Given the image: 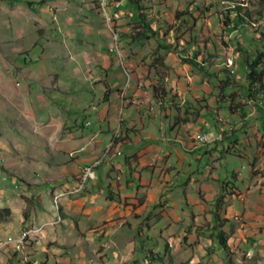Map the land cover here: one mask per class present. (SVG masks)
<instances>
[{"label":"crops","instance_id":"0c3cea01","mask_svg":"<svg viewBox=\"0 0 264 264\" xmlns=\"http://www.w3.org/2000/svg\"><path fill=\"white\" fill-rule=\"evenodd\" d=\"M49 1L65 7L48 11L44 7L38 9L45 0H39V4L37 0H0V165L9 166V176L15 183L34 184L29 194L40 192L44 196L43 187L50 196L54 191L51 203L56 204L61 192L73 190L82 166L103 155L102 163L111 159L115 162L106 165L102 178H97L96 171L89 193L84 196L94 210L104 209L103 218L114 217L122 224L131 211L142 210L144 216L151 209L160 211L152 224L163 240L173 244L184 240L185 225L192 226L189 240L194 239V229L202 224H211V233L215 212L218 220L223 219L218 225L227 236L230 255L251 256L257 252L253 242L262 241L264 245L260 234L264 229V107L255 106L250 111L255 118L258 113L263 116L257 117L256 122L239 121L227 138L213 143L201 144L197 138L199 144L191 141L192 129L188 128L184 135L171 136L168 132L167 136L161 127L163 109H149L145 82L137 70L130 68L134 59L126 61L130 72L127 82L119 56L110 51L114 50V36L110 28L101 25L99 10L91 7L90 0H77L84 4L80 9L71 8V0ZM51 16L63 21H52ZM76 18H83L85 25H75ZM78 29L79 34L74 36ZM97 84L101 88L98 91ZM120 118L121 134L103 151ZM205 126L207 129L209 125ZM231 146L239 148L244 158H248L247 153L256 152L249 163L254 166H250L249 177L245 178V191L235 181H225L238 193L228 196L229 200L236 197L242 203V214H246L248 222L245 226L235 225L234 214L226 213L229 200L217 207L212 203L223 180L218 179V172L209 162L222 152L229 153ZM120 151L122 155L115 157ZM184 153L193 156L192 160L205 158L204 167H211L209 172L197 171L198 178L192 179L197 168L192 169L191 162L184 168L175 167L184 163ZM133 154L138 157L133 159ZM185 170L188 179L184 178ZM169 172H173V177ZM233 174V179H241L239 173ZM55 177L52 182L58 184L56 189L49 181ZM20 183L17 188L22 190ZM190 183L199 186L197 198L189 199L185 193L179 202L171 196L172 186ZM111 191L119 192L122 199L117 193V197H106L105 194L114 195ZM247 192H257V199H249ZM108 229L106 235L110 233ZM246 229L256 235L252 242L247 240ZM232 238L236 243H231ZM213 242L218 251L221 247L214 239ZM137 246L140 249L141 243ZM133 247L126 250L131 252ZM188 247L185 248L190 253ZM258 252L264 255V249Z\"/></svg>","mask_w":264,"mask_h":264},{"label":"rangeland","instance_id":"374dc122","mask_svg":"<svg viewBox=\"0 0 264 264\" xmlns=\"http://www.w3.org/2000/svg\"><path fill=\"white\" fill-rule=\"evenodd\" d=\"M76 1L71 0L69 4L71 8L80 9L84 4ZM140 1L151 20L150 25L160 32V43L158 44L151 38L142 43L129 42V37L123 34L137 29L139 23L132 15L128 1L122 0L121 8L124 14L119 20L118 28L121 32V38H119L121 50L126 59L120 60L126 78H130L126 61L134 59L135 62H132L130 68L137 70L145 82L143 88L149 93V109L151 110L152 106L163 109L160 111L164 113L161 122L164 134L168 136V132H171V136L184 135L188 132L186 129L188 128L192 129L193 134L190 140L197 142L196 135L199 132L215 129L218 115H222L227 122L230 121L233 129L239 121L243 123L252 121L253 123L256 122L257 117L264 116L258 113L255 118L254 114L250 113L255 105L251 101L244 100L240 81H237L240 79L241 69L236 62L238 55L236 44L240 43L249 47L252 42H259L261 39V34L264 32V0ZM90 3H92V8L98 9L97 2L90 0ZM54 4V1L45 0V3L39 5L38 9L44 7L51 11L65 7L63 4L59 6ZM233 4L243 6L247 13L244 16L245 22L237 24L234 28L231 23ZM177 11L187 12V14L177 17L175 14ZM76 19L74 20L75 25H80V23L85 25L82 24L85 22L83 18ZM101 19V25L109 29L107 23L103 18ZM56 20L63 21V18L52 17V21ZM40 30L43 29L40 28ZM79 31V29L76 30L77 33L73 35L77 36ZM75 39L78 38L75 37ZM110 51L113 52L111 48ZM189 59L196 60L204 67L198 68ZM220 68L232 71L235 76L234 81L226 82L219 79L222 75L218 73ZM213 70L217 72L213 73ZM101 83L103 84V81ZM99 86L96 85V91L101 89ZM231 101L243 104L245 113L241 108L230 113L227 106ZM232 116L233 119H230ZM205 125H209L207 129ZM253 126H256L255 123ZM260 128H262L261 125ZM231 131L227 132L222 139L227 138ZM238 149L236 146H231L230 154L222 152L220 157L209 163L212 169L218 172V179L235 181L240 190L245 191V178L249 177L250 166H254L253 163L251 165L249 163L252 162L256 152L254 150V152L247 153L248 158H244ZM240 154L241 156H238ZM11 155H14V151ZM121 155L122 151L115 157ZM132 156L133 159L138 157L134 154ZM192 157L184 153V163L176 164L175 167L184 168V166L187 167V163L191 162L192 169L197 168L192 173V179L198 178L197 171L209 172L211 167H204L205 158L192 160ZM103 159L104 157L102 162ZM106 165L111 164L104 162L95 169V174L96 171L98 172L97 178H102V171ZM147 167L152 166L147 165ZM165 171L168 170L165 169ZM187 171L185 170V179H188ZM234 172L239 173L241 179H233ZM7 173L8 176H6ZM169 173L173 177V172ZM11 177L9 166L0 165V209H8L0 215V264H264V255L258 252L264 249V245H261L262 241L253 242L258 249L253 255L245 254L234 257L227 252V249L223 250L218 247L220 249L217 251L210 233L211 224L207 223L194 229L197 239L194 237L193 240H189L192 226L185 225L183 227L184 240L170 244L162 239L157 227L152 224L160 211L155 212L151 209L145 216L142 210L131 211L128 219L119 224L117 218H103V208L94 210L92 202L91 206L86 204L84 196L89 193L90 184L82 191L65 190L61 192L58 199L54 196V199H57L54 204L51 203L54 191H51L50 196L48 190L43 187L44 196L40 192L29 194L34 184L18 182L23 185V189L20 190L17 188L18 183H15ZM56 178H51L49 181H56ZM54 183L52 182L56 189L58 184ZM117 183L119 181L116 179L115 184ZM59 185L63 189L64 187L69 188L65 184ZM116 193L120 198L123 196L119 192ZM116 193H113V196L105 195L113 198L117 197ZM185 193L189 199L197 198L199 186L193 183L187 186H172L171 196L176 201H182L179 197ZM247 196L254 201L257 199V192H247ZM228 200L229 196L225 193L214 194L212 203L216 204L221 201V206ZM229 203L231 205L226 213L234 214L235 225L245 226L248 222L246 214H242V203L236 197L230 199L228 205ZM52 206H54L53 210ZM225 214H222V217ZM259 217L261 220V216ZM226 225L225 230L229 232L230 226ZM108 228H110V233L106 235ZM23 230L29 231L21 241L22 243L9 241L18 237ZM251 231V229L245 230L247 240L252 242L256 235ZM260 234L264 239V229ZM140 243L141 247L137 249V244ZM231 243H236V240L232 238ZM130 246H134L131 252L126 250V248L129 250ZM185 247L190 248V253Z\"/></svg>","mask_w":264,"mask_h":264},{"label":"trees","instance_id":"16d2710c","mask_svg":"<svg viewBox=\"0 0 264 264\" xmlns=\"http://www.w3.org/2000/svg\"><path fill=\"white\" fill-rule=\"evenodd\" d=\"M96 2V0H94ZM128 6L131 8L132 15L138 20L139 27L137 29H132L128 33L123 34L127 37H129V42L131 43H142L147 39H153L158 44L160 43V32L156 27H152L150 25L151 20L147 16V12L143 9L141 1L140 0H127ZM120 11L121 16L114 21L113 27L118 31V36L121 38V32L119 31L118 24L119 20H121L124 12L120 5ZM233 11L232 16V25L233 28L237 24L244 23V16L247 15V13L244 11L246 10L243 6H240L239 4H233V8L231 9ZM245 12V13H244ZM177 17H181L183 15H186L187 12H181L177 11L175 12ZM261 39L259 42H252L251 45L248 47L243 44H236V49L238 51V55L236 58V62L238 65H240L241 69V76L240 79L237 81H240L241 91H243L245 96V101L252 102L255 106L262 105L264 107V32L261 34ZM120 41V39H119ZM161 46H163L161 44ZM192 64L198 66V68H203V64H200L194 59H189ZM217 70H213V73H216ZM218 73H222L219 79L225 80L226 82H233L234 81V74H232V71L226 69V68H220ZM236 81V80H235ZM105 86H107L105 84ZM233 100V99H232ZM228 111L232 113L233 111L240 109L244 112L243 104L240 105L237 103H234L231 101L230 104H228ZM263 115H264V111ZM235 174H233L234 176ZM231 189V192H230ZM222 193H225L226 195H238L237 191L235 190V187H230L229 184L225 181H222L220 184V192L218 195H221ZM221 201H218V203L214 204L215 207H217L220 204ZM8 211V209H0V215L2 213H5ZM218 216L214 212V225L211 229V235L213 236V239L216 241V243L222 248L227 249V236L224 234V231L219 227L218 222L223 221L221 218L218 220Z\"/></svg>","mask_w":264,"mask_h":264},{"label":"built area","instance_id":"2783aa9c","mask_svg":"<svg viewBox=\"0 0 264 264\" xmlns=\"http://www.w3.org/2000/svg\"><path fill=\"white\" fill-rule=\"evenodd\" d=\"M102 2H110L113 6V13H106L103 11V14H101L102 18H104V21L108 25V21H115L121 16V11H120V5L122 3V0H102ZM118 33V31H117ZM116 40L117 38H113V44L112 47L114 50L117 51L116 47ZM118 52V51H117ZM120 57V56H119ZM121 59V58H120ZM127 82L129 78H126ZM233 129V126L230 124V121L227 122L222 115H218L216 118V125L215 129L211 130H203L199 132L198 134H205V142L203 143H213L218 140H221L223 136L227 133L230 132ZM118 134H121V118L118 119V123L112 133L111 138L109 141L104 145L103 151L106 149V147L111 144L114 139L117 137ZM198 134L196 135V138L198 139ZM121 153V151H120ZM119 153V154H120ZM118 154V155H119ZM115 162L114 159H111L108 163L113 165ZM101 164H99V155L94 157L90 162L84 164L83 167V181H77L79 182L81 187H87L90 181L95 178V169ZM25 238V235H22V231L18 237H15V239H10L9 241H14L15 243H21L23 239Z\"/></svg>","mask_w":264,"mask_h":264},{"label":"bare ground","instance_id":"6f19581e","mask_svg":"<svg viewBox=\"0 0 264 264\" xmlns=\"http://www.w3.org/2000/svg\"><path fill=\"white\" fill-rule=\"evenodd\" d=\"M96 2H97L98 9L100 11V14H103V11L106 13H113V6L110 2H102V0H96ZM103 20H104V18H103ZM113 23H114V21H108V26L111 29L114 38H117L116 47H117L118 52L116 50H113V51H115L116 54L118 56H120V58L122 59L123 58V51L121 50V46H120V42H119V36H118L117 30L113 27ZM197 140L201 143L205 142V134H198ZM103 157H104L103 155L99 157V164L102 162ZM78 181H83V167L80 170ZM84 188L85 187H81L79 182H77L72 191H81ZM28 231L29 230H23L22 235L26 236L28 234Z\"/></svg>","mask_w":264,"mask_h":264}]
</instances>
